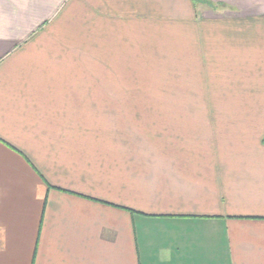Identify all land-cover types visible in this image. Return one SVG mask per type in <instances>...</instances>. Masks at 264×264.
Here are the masks:
<instances>
[{"label": "crops", "instance_id": "0c3cea01", "mask_svg": "<svg viewBox=\"0 0 264 264\" xmlns=\"http://www.w3.org/2000/svg\"><path fill=\"white\" fill-rule=\"evenodd\" d=\"M206 1L0 0V264H264V0Z\"/></svg>", "mask_w": 264, "mask_h": 264}, {"label": "rangeland", "instance_id": "374dc122", "mask_svg": "<svg viewBox=\"0 0 264 264\" xmlns=\"http://www.w3.org/2000/svg\"><path fill=\"white\" fill-rule=\"evenodd\" d=\"M177 109H181V112H191V113H202L203 109L201 107L194 106H181L176 107ZM206 108V107H205ZM224 112L223 113H264V106H229V107H220ZM207 109V108H206ZM212 107H208L207 113H211ZM176 112H179L176 110Z\"/></svg>", "mask_w": 264, "mask_h": 264}, {"label": "trees", "instance_id": "16d2710c", "mask_svg": "<svg viewBox=\"0 0 264 264\" xmlns=\"http://www.w3.org/2000/svg\"><path fill=\"white\" fill-rule=\"evenodd\" d=\"M195 1V3L197 2V3H199V2H206V3H208V4H212L210 1H206V0H194Z\"/></svg>", "mask_w": 264, "mask_h": 264}]
</instances>
